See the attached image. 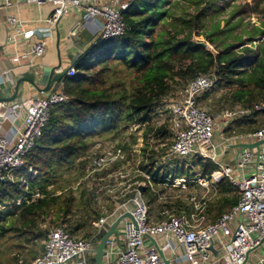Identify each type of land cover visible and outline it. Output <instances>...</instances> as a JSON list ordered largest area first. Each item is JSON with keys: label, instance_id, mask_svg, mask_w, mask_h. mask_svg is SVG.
Masks as SVG:
<instances>
[{"label": "trees", "instance_id": "1", "mask_svg": "<svg viewBox=\"0 0 264 264\" xmlns=\"http://www.w3.org/2000/svg\"><path fill=\"white\" fill-rule=\"evenodd\" d=\"M193 7L197 14L185 12ZM209 8L219 16L228 11L219 0H133L123 14L126 31L98 41L90 56L75 65L78 73L62 80L68 100L52 108L48 125L25 158L23 171H33L27 190L20 187V181L0 182V252L3 239L9 236L17 240L10 248L13 256L7 264H18L23 258L27 250L24 241L46 238V225L60 226L61 221L73 216L79 205L74 184L84 175L97 141L123 142L132 125L143 126L146 148H142L145 158L141 167L155 181L168 176L169 170L162 174L160 166L156 167L163 154L157 147L149 148L151 144L165 143L168 137V125H156L153 114L172 96L175 86H185L196 75L214 71L217 82L211 91L227 87L225 98L231 105L252 109L264 102V25L244 22L243 13H237L239 9L228 11L229 16L221 17L209 30L197 31L209 39L218 52L215 54L194 42L192 31L185 34L186 26L205 27L201 16ZM209 92L198 102L207 98ZM234 124L229 130L252 133L264 125V113L238 118ZM132 139L137 140L133 133ZM200 167L204 175L217 168L201 161ZM183 172L184 168L176 167L174 174L180 176ZM219 184L221 195L210 207L213 221L236 205L240 197L228 179ZM37 188L41 189L42 198L17 204L25 191L31 195ZM176 204L181 207L182 203L178 200ZM94 214L86 216V222L69 224L71 234L83 230L87 236L90 228L94 230L92 221L99 219L101 212ZM38 256L33 255L30 261L23 259L32 262ZM91 262L94 264V257Z\"/></svg>", "mask_w": 264, "mask_h": 264}, {"label": "built area", "instance_id": "2", "mask_svg": "<svg viewBox=\"0 0 264 264\" xmlns=\"http://www.w3.org/2000/svg\"><path fill=\"white\" fill-rule=\"evenodd\" d=\"M19 1L39 5L53 3L56 8L49 19L51 25H56L72 8L84 9L92 18L101 17L102 29L95 43L98 44V41L118 37L126 31L127 24L123 14L133 0H111L103 4L99 3V0ZM7 23L15 27L17 35L24 32L23 23L15 16H9ZM46 48L47 42L39 41L29 52L17 58L24 60L30 56H43ZM209 48L213 53H218L213 45L210 44ZM12 70L2 73L11 83L14 82ZM77 73L75 68H71L67 76ZM216 82L214 71L196 75L183 87L178 98L170 96L157 108L159 112L165 108L180 126L169 150L162 155V163L168 164V160H173L175 168L179 166V160L192 157L198 159L199 163L201 161L215 164L217 168L212 174L202 173L197 180L171 175L164 178H168V182L155 181L148 170L142 169V162L135 163V160L141 158V153L138 146L135 147L128 138L123 142L97 141L93 146L94 151H91L92 156L86 165L84 176L105 192L113 207L110 209L101 205L102 216L92 222L95 233L91 237L73 236L62 224L49 231L41 255L32 262L21 258L18 264H91L94 257L92 255H95L94 249L100 238L111 223L126 213H130L133 219L124 217L119 224V235L108 238L104 264H165L160 249L170 259L171 264H264V250L259 252L264 248V242L261 243L264 240V144H261L259 149H243L235 164L223 162L231 141L241 138L263 140L264 125L252 133L232 135L220 144L214 141L219 129L215 123L218 117L233 121L256 113L263 114L264 102L256 104L252 109L237 104L234 110L228 109L213 116L207 109L200 107L198 98L211 91ZM67 100L68 96L61 80L56 82L49 93L42 96L23 98L17 104L0 102L1 183L20 181V187L27 190L29 174L33 171L31 168L27 172L23 171L25 158L48 125L52 108ZM18 119L22 120L20 125L17 123ZM6 122L10 123L9 131L4 127ZM158 163L157 161L156 165ZM113 164H120V169L108 176H102ZM225 179L238 190L240 197L237 204L216 222L207 219L206 196L201 197L202 200L199 201L195 196L191 197L190 203L194 208L190 212L173 214L164 209L162 215L165 218L158 222L152 220L146 192L149 191L166 203V193L160 192L164 187L187 189L197 182L204 187H210ZM140 185L146 188V192L139 190ZM79 189L80 186L74 187L75 191ZM42 197L43 193L39 188L32 191L31 195L25 191L18 198L17 204L30 203ZM212 246L217 252L216 255L210 250Z\"/></svg>", "mask_w": 264, "mask_h": 264}, {"label": "crops", "instance_id": "3", "mask_svg": "<svg viewBox=\"0 0 264 264\" xmlns=\"http://www.w3.org/2000/svg\"><path fill=\"white\" fill-rule=\"evenodd\" d=\"M111 0H99V3H107ZM124 1V0H119ZM55 5L53 3H44V4H33V3H25L19 0H0V83L9 82L5 77L2 76V73L7 70H12L15 66L19 64L31 62L36 66H45L46 71L43 77L42 84L44 85L50 68L52 66L59 64V53L62 57V62L65 66H67L70 61L66 56L65 50L68 47V38L74 37L80 42L87 43L92 40V43L95 44L99 37V34L102 29L103 19L101 17L92 18L87 15V12L81 8H72L70 11L61 17L59 22L56 25H51L49 19L53 16L55 12ZM9 16H15L23 23L24 32L20 35H17L15 32V27L8 25L7 19ZM45 40L47 42L46 53L40 57L30 56L27 59L19 60L17 57L24 53H27L31 50L33 45L39 41ZM92 45V44H91ZM60 47V49H59ZM15 74L14 70H12L11 76ZM30 92V91H29ZM31 96H42V94H38L35 90H32V93L27 94L25 98ZM156 110V109H155ZM238 119V118H237ZM236 120V119H235ZM225 121V127H219L216 132L214 141L217 144H220L224 141V139L231 138L232 135H243L235 132L234 130H229L230 127H234V121ZM18 125L22 123L21 119L17 120ZM7 131H9L10 123L6 122ZM232 131V133H230ZM257 140L255 138H241L240 140H233L230 143V148L227 152V155L224 157L223 162L226 164H235L237 159L240 157V153L242 152V148L239 146L240 143H254ZM144 143V140H143ZM145 144V143H144ZM94 149L91 151L93 152ZM90 151V152H91ZM144 156L142 153V162L144 161ZM120 164H113L108 168L102 176H108L111 172H116L120 169ZM200 166V165H198ZM175 173V172H174ZM203 172L201 171L200 174ZM169 176L173 175L174 177H184L185 171L177 176L176 174L168 173ZM176 175V176H175ZM220 184L211 185L210 187H201L206 191L203 198L206 196V200L208 202L207 212L210 214V207L219 199L221 195ZM97 187V186H96ZM211 187L215 190V194H210ZM177 189V187H164L163 191L160 189L161 193H166L165 195L168 197L167 202L173 203L172 197L170 194H167L168 190ZM180 189V188H179ZM99 193V201H101L102 205L108 206L110 209L113 207V204L110 203L109 197L106 196L105 192L97 187L96 189ZM146 192V191H145ZM152 196V197H151ZM195 196V195H194ZM192 196V197H194ZM145 197L151 207V202L158 201L160 203H165L158 198V196L153 195L151 193L146 194ZM197 200H202V198L195 196ZM171 198V200H169ZM153 199V201H152ZM166 202V204H167ZM191 205V204H190ZM168 206V204H167ZM194 208V205L190 206L189 211H180L177 214H181L182 212H190ZM166 209V208H165ZM171 211V210H170ZM102 216V211L100 210ZM222 216V215H221ZM220 216V217H221ZM152 220L155 222L160 221L159 217H154L152 211ZM218 217L217 220L220 218ZM208 221H213L211 217H207ZM95 231V229H94ZM264 248H261V250ZM260 251V250H259ZM92 264V263H91Z\"/></svg>", "mask_w": 264, "mask_h": 264}, {"label": "rangeland", "instance_id": "4", "mask_svg": "<svg viewBox=\"0 0 264 264\" xmlns=\"http://www.w3.org/2000/svg\"><path fill=\"white\" fill-rule=\"evenodd\" d=\"M181 3L183 6H186L184 1H182ZM224 3L227 7L226 9L229 12L231 10H234V9H239V11L237 13H243L242 17H243L244 22H251L250 25H253V23L255 22L256 25L259 27L264 25V12L261 11L262 7L264 6V0H219V4H224ZM232 3H234V4H232ZM203 5L200 6V8L203 7ZM228 11L226 13H224L223 15L219 16V15L215 14V11H212V9L209 8L207 14L201 16V22L204 24L205 27H202L201 24H197L198 27L186 26L185 27V34L189 30L192 31L193 40L207 42V44H208L207 47L209 48V45L211 44L209 39L204 35H198L197 31L204 32L206 29L209 30L214 24H216L218 22L219 19H221V17L227 18L229 16ZM185 12L186 13L188 12L191 14H197L198 13V11L195 10V7L190 8V9H188V11H185ZM187 17H188V19L190 18V16H187ZM224 24L225 23H222L223 26H224ZM175 87H176L175 90L172 92V97L178 98L180 96V92L183 89L184 85H182V86L177 85ZM227 90H228L227 87H222V88H218L217 90L210 91L209 92L210 95L199 103L200 107L207 109L209 111V113L213 116L220 115L223 112L227 111L228 109H231L230 111L234 110V105H231V103L228 102V99L225 98L226 97L225 95H227V92H226ZM153 119H154L153 121L155 122L156 125H162L164 123L168 125V128H167L168 137L165 140V143H163L161 145H158V144L152 145L151 144V147L149 148V149H154L155 147H157L159 149V153L163 154V156H164L166 154L167 150H169V148H170V145H171L170 143H172L174 141L175 136H176V131L179 129L180 126L178 125V123L176 124V122L173 119V117L171 116V114H169V112H167L165 110V108L163 110H161V112H159L156 109L154 114H153ZM225 121H226L225 119L218 117L215 120V123L219 127H223V125L225 127ZM4 127H6V123L4 124ZM132 127H133V129H131V131H129V133L125 137L128 138L131 141V143L134 144L135 147L138 146L140 153H141V155H140L141 158H139V160H135V163H138V162H142V148L143 147L146 148V143L145 144L143 143V138H142V134H143L142 127L143 126L141 128H138L140 126L133 125ZM132 133L137 136V140L135 142L132 139ZM92 149H93V147H92ZM159 156H158L159 157V160H158L159 163L156 165V167H158L160 165V169H161L162 174L167 170H169L168 173L170 172V173L174 174L176 167L175 168L173 167V160L172 161L168 160V164L167 163L164 164V163H162L163 156H161V155H159ZM156 158H157V156H156ZM193 159L194 158L189 157L188 160H179V163H178L179 166L178 167L180 170H181V168H184L185 175L187 177H189L192 180H197L201 175L200 173H201L202 169L200 166H198V165H200L198 159H194V160ZM85 169L86 168H84V172L86 173ZM168 176L166 175V177H168ZM166 177H164V178H166ZM164 178L162 177V178H160V180H162L163 182L168 180V178L166 180ZM166 182H168V181H166ZM76 186H80V189L78 191H75L76 200H77L79 205H77L78 207L75 209L73 216H71V218L69 217L68 221H66V222L61 221L62 224L69 230L70 233H71V227H68L69 224L75 223L77 221L86 222L87 221L86 216L92 215V217H94L95 216L94 213L96 211L100 212L101 205H102L101 201H99V199H98L100 192H98L96 190L97 185L94 184L93 181L86 180L85 176L83 175L74 184V187H76ZM205 192L206 191L201 187V185L198 182L196 184L192 185L190 188L188 187L187 189L177 188V189L168 190L167 194H170V196L172 197V200L174 202L173 203L167 202V204H168V206H167L166 203H160V202L154 200V202L150 203L151 207H152V208H150L151 212L153 211L154 217H159L160 219H163V218H165V216L162 215V211L165 208L168 210H171V213H173V214L178 213L177 209L180 211H189L190 206H191L190 205L191 204L190 198L194 195L198 196L200 198L202 195L205 194ZM210 194H215V190L213 189V187H211ZM169 200H171V198ZM178 200H180L182 203L181 207L176 204V202ZM206 215H207V217H211V215L208 212H206ZM57 226H58V224H55L52 226L46 225L45 229H47L48 233H49L50 230H52L53 228H55ZM88 232H90V233L87 236L85 235L86 231H83V230L76 232V233H72V235L76 236V237H80V238L81 237L89 238L95 233V231L92 228H90L88 230ZM45 239L46 238L43 237V238H38L37 240L31 241V242L24 241V243L27 247V250H25V252L23 253V258L30 261V260H32L33 255L42 254L44 251ZM14 243H17V240L14 238L12 239L9 236L2 240V245H1L2 251L0 252V264H7L9 258L13 256V252L10 251V248L14 247V245H15ZM259 252H263V249L262 250L260 249ZM92 256H94V254Z\"/></svg>", "mask_w": 264, "mask_h": 264}, {"label": "water", "instance_id": "5", "mask_svg": "<svg viewBox=\"0 0 264 264\" xmlns=\"http://www.w3.org/2000/svg\"><path fill=\"white\" fill-rule=\"evenodd\" d=\"M67 42L68 47L66 48L65 53L70 61L67 66L63 64L61 54L59 53V64L50 68L47 80L44 85L42 84V81L45 75V71L47 70L45 66H36L31 62H26L15 66L13 68L15 72V74L13 75L14 82L0 83V102L12 104L20 103L27 94L32 93V90H35L38 94L49 93L55 87L56 82H59L67 77L68 71L71 68H74L80 59H85L90 56V51L95 46V44L92 43V40L84 43L80 42L74 37H69ZM194 42L199 43L204 47L208 46L207 42L204 41L194 40ZM261 144H264V139L257 140L254 143H240L239 146L242 149H259ZM139 190L144 193L146 188L143 185H140ZM124 217L133 219L130 213H126L125 216L118 217L113 223L110 224L108 230L100 238L96 248L94 249V264H104V254L107 240L112 235H119V224L120 221L124 219ZM153 241L157 246L158 244L155 239H153ZM263 242L264 240L261 243ZM210 250L215 255L217 254L213 246L210 248ZM160 254L164 259L165 264H171L170 259L165 256L162 249H160Z\"/></svg>", "mask_w": 264, "mask_h": 264}]
</instances>
